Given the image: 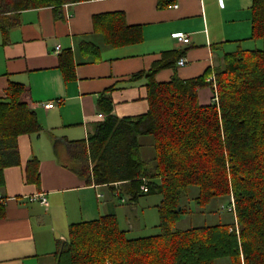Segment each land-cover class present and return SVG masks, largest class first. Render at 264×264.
Segmentation results:
<instances>
[{
	"label": "crops",
	"instance_id": "obj_1",
	"mask_svg": "<svg viewBox=\"0 0 264 264\" xmlns=\"http://www.w3.org/2000/svg\"><path fill=\"white\" fill-rule=\"evenodd\" d=\"M252 5L253 0H226L224 7L218 0H89L2 17L0 98L10 83L25 87L23 100L37 112L42 130L19 136L20 163L4 171L0 194L8 201L0 208V264H57L55 253L70 226L106 215L115 214L130 235L145 231L147 213L157 217L160 203L157 212L150 211L151 206L143 207L148 196L132 199L118 184L115 190L87 184L77 172L83 148L72 144L89 147L106 118L102 99L110 101L119 119L146 114L147 75L155 66H161L154 74L158 83L208 75L209 85L198 90V100L212 104L211 83L225 55L254 41ZM118 13L141 30V42L119 47L106 42L94 18ZM176 33L190 42H179ZM65 52L73 57L74 74L61 69ZM182 57L187 62L180 66ZM49 102L55 107L41 105ZM39 195L47 204L30 201Z\"/></svg>",
	"mask_w": 264,
	"mask_h": 264
},
{
	"label": "trees",
	"instance_id": "obj_2",
	"mask_svg": "<svg viewBox=\"0 0 264 264\" xmlns=\"http://www.w3.org/2000/svg\"><path fill=\"white\" fill-rule=\"evenodd\" d=\"M85 1L0 0V23L9 13ZM94 25L113 46L142 41L141 30L119 13L96 17ZM251 40L263 47L226 54L216 71L219 103H199L208 75L158 83L154 74L161 66L147 75L146 114L119 119L110 101L100 100L106 118L89 147L72 144L83 148L77 172L89 185L115 190L118 184L132 199L160 195L162 231L132 238L115 214L73 224L68 241L58 245L57 264H264V0H253ZM60 63L63 72L68 67L74 74L70 52L61 54ZM25 93V87L10 83L0 98V187L5 169L20 163L19 136L42 130ZM139 135L152 138L153 158L142 157ZM194 187L201 206L227 198L235 206L234 223L175 228L186 212L183 198Z\"/></svg>",
	"mask_w": 264,
	"mask_h": 264
},
{
	"label": "rangeland",
	"instance_id": "obj_3",
	"mask_svg": "<svg viewBox=\"0 0 264 264\" xmlns=\"http://www.w3.org/2000/svg\"><path fill=\"white\" fill-rule=\"evenodd\" d=\"M262 47V41H252L251 43L243 45L244 50L261 49ZM140 141L144 144V146L142 147L143 158H153L155 153L152 147V142H150L152 141V138L149 136H145L142 137ZM197 194L198 188L194 187L190 189L188 196L183 198V205L185 206L186 212L182 214L180 221L175 224V228L185 230L194 227L234 223L235 216L230 210L231 207L227 198L215 199L205 207L197 203ZM145 199L146 197L141 199L143 203L145 202ZM148 199L149 205H143V207L151 206L150 211L154 210L157 212V210H155V206L161 202V196H148ZM231 201L233 203V199ZM150 214L153 213L149 212L146 216L148 227L145 229V231L143 233H141L140 231H135V233L130 236H139L140 234H143L142 236L157 235L162 231L160 228V214H158L157 217L151 216ZM236 228L239 229V226L237 225ZM65 241H68V238Z\"/></svg>",
	"mask_w": 264,
	"mask_h": 264
},
{
	"label": "built area",
	"instance_id": "obj_4",
	"mask_svg": "<svg viewBox=\"0 0 264 264\" xmlns=\"http://www.w3.org/2000/svg\"><path fill=\"white\" fill-rule=\"evenodd\" d=\"M218 1H219L220 6L224 7L226 0H218ZM177 7L178 6H175V8H177ZM173 37L176 38L181 43H189L190 42L189 37L187 35H185L184 33H176L173 35ZM58 49H59V47H57V50ZM186 62H187V60L182 57L179 60V65L183 66V65H185ZM213 87H214L215 91H214V96H213L212 102L213 103H219V95L217 92L216 81L213 82ZM41 105L46 109H51V108L55 107V102L43 103ZM100 116H102V115H100ZM141 191L144 193H146L148 191V186H147L146 182L141 186ZM35 200H39L41 203L47 204V200L45 197H43V195H39V196H35V197L30 198V201H35ZM7 201H8V198L0 194V208L5 206L7 204ZM230 210L234 212L235 206L232 205Z\"/></svg>",
	"mask_w": 264,
	"mask_h": 264
},
{
	"label": "water",
	"instance_id": "obj_5",
	"mask_svg": "<svg viewBox=\"0 0 264 264\" xmlns=\"http://www.w3.org/2000/svg\"><path fill=\"white\" fill-rule=\"evenodd\" d=\"M179 210H181V208H179Z\"/></svg>",
	"mask_w": 264,
	"mask_h": 264
}]
</instances>
